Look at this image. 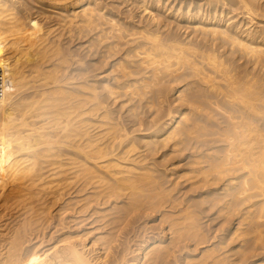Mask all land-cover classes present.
<instances>
[{
	"label": "bare ground",
	"instance_id": "1",
	"mask_svg": "<svg viewBox=\"0 0 264 264\" xmlns=\"http://www.w3.org/2000/svg\"><path fill=\"white\" fill-rule=\"evenodd\" d=\"M121 1L0 0V264H264V0Z\"/></svg>",
	"mask_w": 264,
	"mask_h": 264
},
{
	"label": "rangeland",
	"instance_id": "2",
	"mask_svg": "<svg viewBox=\"0 0 264 264\" xmlns=\"http://www.w3.org/2000/svg\"><path fill=\"white\" fill-rule=\"evenodd\" d=\"M103 1H104V4H105V7L108 5V4H110V5H108L107 7H106V10L104 11V13L105 12H108V11H114L115 12V10H116V16H118L119 18H125V17H127V16H131L133 13H132V11L134 10L132 7V5L130 6V4L131 3H124L123 5H119V3L121 4V0L119 1V0H102V4H103ZM106 1V2H105ZM114 1V2H113ZM115 2H117V3H115ZM104 4H103V6H104ZM115 8H114V7ZM128 6V7H127ZM176 6V5H175ZM108 8V9H107ZM126 10V11H125ZM119 12V13H118ZM130 14V15H129ZM171 17H172V15H170V16H168L167 18H169V19H166V21L167 20H169V22L170 21H172L173 22V25H172V28L170 29L171 31H169L170 33H175V34H173V35H175L176 36V33L178 34V37L179 38H186L187 37V35L191 32L190 31V29L188 30L187 28H186V26H189V25H186V23H184V22H181L180 24H178L177 22H174V21H176L175 19L173 20V19H171ZM143 19H145V18H142V21H145V24L147 23V21H146V19L145 20H143ZM140 20V18L139 19H137L136 21H139ZM175 23H177V25H175ZM178 28V29H177ZM181 28V29H180ZM183 28V29H182ZM187 29V30H186ZM188 34H187V33ZM181 33V34H180ZM184 35V36H183ZM86 34L83 36L84 38H82V39H79V40H77V41H79V43L78 42H73V43H71V45H72V47H71V45H69L71 48H73V50L74 51H77L78 52V50H79V52L77 53L78 55H79V57L80 58H82L83 57V59H84V62H86V63H91L90 65H93V64H96V62H97V67L100 65V62H102V61H105V58L107 57V59H106V62H108L106 65H109V66H107L105 69H104V71H105V74L107 75V74H109L108 72H111V67H114V65L118 62L117 60L119 59V58H122L121 56H123V55H121V53L122 54H124L128 49L126 48L128 45H126V40L124 41H122L121 43H123V44H125L126 46L124 47V45L122 44V46H121V44H120V48L118 47L116 50L117 51H115V52H112L113 54H112V56H110V57H108V55H110V54H108V52H109V46L108 45H103L104 46V48H105V46L106 47H108V48H105V50L103 49V47H101V45H99L98 43H95V42H93L94 44H95V49H96V51H95V49L93 50V52H90L89 50H87V48L86 47H89V45H86V44H88L87 42L89 41L88 40V38L90 39V37L89 36H86ZM91 36V35H90ZM182 36V37H181ZM67 40H68V38H67ZM66 40V43L68 44V42H69V40L67 41ZM80 40L82 41V42H80ZM84 40H86V42H84ZM125 42V43H124ZM76 43V44H75ZM86 43V44H85ZM89 43H90V41H89ZM127 43H128V41H127ZM70 44V43H69ZM96 44H98V45H96ZM75 45V46H74ZM78 45H80V46H82V45H84L83 47L86 49V51L85 50H83V47H81V48H79L80 46H78ZM76 46H78V47H76ZM96 46H98V47H96ZM124 47V48H123ZM77 48H79V49H77ZM100 48H101V50H100ZM126 48V49H125ZM82 51H81V50ZM119 49V50H118ZM122 49H123V51H122ZM124 50H126V51H124ZM89 51V52H88ZM101 51H102V53H101ZM107 51V52H106ZM122 51V52H121ZM82 52V53H81ZM87 53V54H86ZM94 53V54H93ZM100 53V54H99ZM106 53V54H105ZM93 54V55H92ZM99 55V57H104V56H102V54L103 55H105V57H104V60L102 59L101 60V58H98V55ZM108 54V55H107ZM114 54H118V56L119 57H117L116 55H114ZM83 55V56H82ZM89 55H90V57H89ZM82 56V57H81ZM93 56V57H92ZM96 56H97V58H96ZM88 57V58H87ZM92 57V58H91ZM96 59H95V58ZM117 57V58H116ZM90 58V59H89ZM95 59V60H92V59ZM111 59V60H109V59ZM115 58H116V60H115ZM88 59V60H87ZM98 59H100V60H98ZM114 59V60H113ZM86 60V61H85ZM113 60V61H112ZM88 61V62H87ZM89 61H91V62H89ZM109 61H110V63H109ZM93 62V63H92ZM114 63V65H111V64H113ZM95 65V66H96ZM123 99L124 98H121V100L120 101H123ZM110 100H111V102H110ZM110 100H108L109 101V104L111 105V103L112 104H117L116 106H115V108H112V107H114L113 105L111 106V108L112 109H116V111L117 112H120V106H119V101L116 103V100H114L113 101V99H110ZM113 101V102H112ZM75 192V190H70L69 191V193H71L70 195H69V197L72 195V197H75L76 196V194L74 193ZM74 193V194H73ZM192 195V194H191ZM195 196V195H194ZM87 211V210H86ZM86 211H84V213H82L83 215H81V216H83V219L85 220V218H86V220H88V221H86L85 223H86V227L88 228H86L85 227V229L86 230H90V229H92V228H97V226H100L99 224H97V223H95L94 222V219H95V216H91L90 214L92 213L91 211H89L88 210V212H86ZM86 212V213H85ZM216 212H217V210L215 211V210H213L212 212L210 211V212H207V214H205L204 216H203V220H202V222L204 223V225H206V230L209 232V234H216V235H214V236H218V237H221V238H223V236L225 235L224 234V230H226V229H228L229 227H230V223L228 222V223H226V227H228V228H226L225 226H222V224H220L221 223V221H220V219H218L217 218V215H216ZM87 214V215H86ZM89 216H91V217H89ZM88 218V219H87ZM94 218V219H93ZM68 221V223H69V221L70 220H67ZM66 221V222H67ZM93 222L95 223V225L93 224ZM233 222V224H237L236 223V221H232ZM67 223V224H68ZM206 223V224H205ZM91 224V225H90ZM97 224V225H96ZM137 224V226H138V223H135L134 225H136ZM92 225H93V227H92ZM134 225H132V228L130 227L129 228V230H127V231H129L127 234H126V232H123V237H121V240H126V239H128V237L129 238H131L132 240L134 239V241H135V239H136V237H134V236H140V234H142V231L141 232H138V230H136V228L135 227H137V226H135L134 227ZM135 229H134V228ZM224 227V228H223ZM62 229V227L61 228H58L57 230H61ZM57 230H54V229H52V230H49L48 231V234L50 233L51 235H53L52 237H57L58 235H59V233H57ZM131 230V231H130ZM135 230V231H134ZM51 231V232H50ZM133 232V233H132ZM137 232V233H136ZM223 232V233H222ZM53 233V234H52ZM55 233V234H54ZM138 233H140V234H138ZM50 235V236H51ZM125 235H127V238H126V236ZM130 235V236H129ZM49 240L51 239V238H48ZM47 239V240H48ZM138 239V238H137ZM54 242V240H52L51 242L49 241L47 244H52ZM232 246H234V245H232ZM231 246V247H232ZM179 257V258H178ZM177 259H179L178 261V264H181L180 262L182 261V254H180V253H178L177 254ZM181 259V260H180ZM171 263L172 264H177V263H175L174 262V260L172 259V261H171ZM170 263V264H171ZM241 264H243V262H240ZM245 264H246V262H245Z\"/></svg>",
	"mask_w": 264,
	"mask_h": 264
},
{
	"label": "built area",
	"instance_id": "3",
	"mask_svg": "<svg viewBox=\"0 0 264 264\" xmlns=\"http://www.w3.org/2000/svg\"><path fill=\"white\" fill-rule=\"evenodd\" d=\"M3 85H4V79H3V75H2V69L0 68V95L3 92Z\"/></svg>",
	"mask_w": 264,
	"mask_h": 264
}]
</instances>
